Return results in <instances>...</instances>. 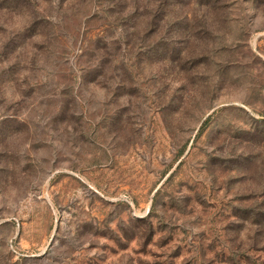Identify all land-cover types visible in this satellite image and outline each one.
I'll use <instances>...</instances> for the list:
<instances>
[{
  "label": "rangeland",
  "instance_id": "1",
  "mask_svg": "<svg viewBox=\"0 0 264 264\" xmlns=\"http://www.w3.org/2000/svg\"><path fill=\"white\" fill-rule=\"evenodd\" d=\"M0 264H264V0H0Z\"/></svg>",
  "mask_w": 264,
  "mask_h": 264
}]
</instances>
